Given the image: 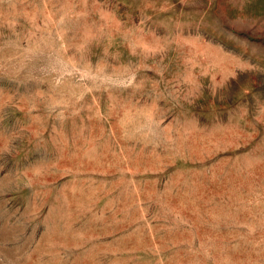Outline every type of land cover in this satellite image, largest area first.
I'll use <instances>...</instances> for the list:
<instances>
[{
    "label": "rangeland",
    "instance_id": "obj_1",
    "mask_svg": "<svg viewBox=\"0 0 264 264\" xmlns=\"http://www.w3.org/2000/svg\"><path fill=\"white\" fill-rule=\"evenodd\" d=\"M0 264H264V0H0Z\"/></svg>",
    "mask_w": 264,
    "mask_h": 264
}]
</instances>
